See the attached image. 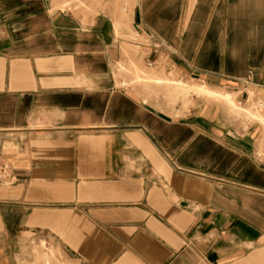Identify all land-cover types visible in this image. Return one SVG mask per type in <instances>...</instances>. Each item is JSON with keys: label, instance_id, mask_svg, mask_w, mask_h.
Listing matches in <instances>:
<instances>
[{"label": "crops", "instance_id": "0c3cea01", "mask_svg": "<svg viewBox=\"0 0 264 264\" xmlns=\"http://www.w3.org/2000/svg\"><path fill=\"white\" fill-rule=\"evenodd\" d=\"M127 13L0 0V264H264V124L195 92L264 99V0Z\"/></svg>", "mask_w": 264, "mask_h": 264}, {"label": "rangeland", "instance_id": "374dc122", "mask_svg": "<svg viewBox=\"0 0 264 264\" xmlns=\"http://www.w3.org/2000/svg\"><path fill=\"white\" fill-rule=\"evenodd\" d=\"M137 2L138 0H57V6L62 10L69 11L71 14H73V16L84 20H93L101 15L117 16L118 14L121 17H124L125 21H128L129 14L127 13V8L136 5ZM129 47V56H131V50H135L136 52H139L140 58H142L143 48L141 41L139 42L135 39L131 41ZM131 63L136 65L140 63V61L132 59L130 64ZM120 69L121 76L128 78L131 77V68L121 67ZM201 87L207 88V86L201 84L199 85L198 90L187 86L183 87V90H185L184 93L186 94L192 90H197L195 92H198L199 96L206 99H212L221 104H225L229 110L233 111L237 115H241V113L250 111L251 115L249 116H254L255 119L260 120L264 124L263 98L258 100L253 99L250 105L242 107L237 104L233 97H228L213 91L210 93L200 92L199 89ZM22 253L24 262L27 264H71L64 260L58 250H56L53 246H50L47 243V240L44 238L40 239L37 243H34L31 242L29 237H26L22 242Z\"/></svg>", "mask_w": 264, "mask_h": 264}, {"label": "bare ground", "instance_id": "6f19581e", "mask_svg": "<svg viewBox=\"0 0 264 264\" xmlns=\"http://www.w3.org/2000/svg\"><path fill=\"white\" fill-rule=\"evenodd\" d=\"M199 91L200 92H206V93H210V92H212L211 90H209V89H207V88H205V87H201L200 89H199ZM229 97V96H228ZM231 97V96H230Z\"/></svg>", "mask_w": 264, "mask_h": 264}]
</instances>
